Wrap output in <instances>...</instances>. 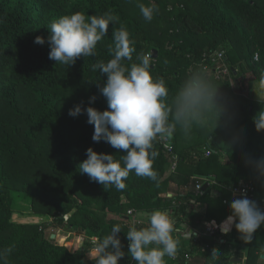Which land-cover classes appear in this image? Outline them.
<instances>
[{"label":"trees","instance_id":"trees-1","mask_svg":"<svg viewBox=\"0 0 264 264\" xmlns=\"http://www.w3.org/2000/svg\"><path fill=\"white\" fill-rule=\"evenodd\" d=\"M139 2L154 3L158 9L150 22L140 13L138 0H0V20H3L0 23V250L12 249L7 264H93L87 257L93 249V239L99 242L116 224L122 229L118 234L120 239H127L126 232L132 227L149 226L134 225L128 214L130 210L148 215L156 210L173 211L177 229L180 219L187 217L218 223L225 220L231 214V190L241 180L255 182L264 193L262 172L242 171L237 161L223 162L220 154L223 150L217 145L206 144L211 156L198 154L195 159L189 148L179 150L177 130L172 142L180 162L177 171L168 177L170 159L158 138L154 141L158 152L153 163L155 180L132 171L124 189L117 190L114 186L104 189L79 172L78 165L87 159L86 151L90 147L99 153L113 154L116 159L124 155L106 142L92 140L94 126L87 122L86 112L77 117L69 115V110L77 105L83 104L86 109L92 96L97 97L93 107L107 109L106 98L99 91L107 76L93 66L112 58L109 48L114 47V27L119 29L123 25L136 42V52L131 61H124L126 66L138 62V54H150L154 78L164 79L168 86L169 106L174 107L184 83L194 78L209 83L217 93L212 96L218 99L237 88L236 80L240 90L242 80L247 78L238 69L243 65L264 89L260 83L264 73V0ZM76 12L86 17L110 12L119 20L115 26L109 25L108 34L96 46L95 56H81L71 66L56 64L49 59V44H36L35 38L43 36L47 40V26L53 20ZM154 50L156 58L152 57ZM219 50L223 57L226 55L219 66L223 64L230 70L229 74L217 77L212 71L217 66L214 60L217 61ZM256 55L259 61H255ZM248 104L245 114L256 109L255 102ZM211 176L216 184L203 191V196L196 195V185L203 184V179L210 180ZM173 185L181 189L193 186V190L168 198L165 195ZM26 196L31 198L33 212L50 217V222L35 225L13 221L18 199ZM196 207L201 213H196ZM96 209L103 217L97 215ZM107 213L120 220H105ZM49 228L83 236L81 248L73 251L70 246L47 238L45 232ZM261 228L250 242L241 239L235 228L221 245L210 243L201 251L178 244L177 251L182 260L189 253L214 261L211 254L215 249L219 256L214 263L227 264L235 248L250 245V256L257 254L261 247L254 246L264 240V226ZM177 232L173 233L174 237L179 235ZM120 261L135 264L128 255ZM165 261L174 264L168 256ZM191 262L188 264H194Z\"/></svg>","mask_w":264,"mask_h":264},{"label":"clouds","instance_id":"clouds-1","mask_svg":"<svg viewBox=\"0 0 264 264\" xmlns=\"http://www.w3.org/2000/svg\"><path fill=\"white\" fill-rule=\"evenodd\" d=\"M137 7L149 22L158 11L154 4L145 5L139 0ZM118 20V16L110 12L90 17L81 12L65 15L47 26V40L37 36L34 43H48L49 59L56 64L71 66L81 56H95L98 42L108 34L109 25L115 26ZM112 38L114 47L109 48L112 58L93 66L107 76L99 88L100 94L106 98L107 109L101 111L93 107L97 97L92 96L86 109L83 104L77 105L69 110V115L77 117L86 112L87 122L94 126L92 140L106 142L124 153L120 159H116L113 154L99 153L90 147L86 151L87 159L78 165L79 172L101 184L104 189L114 186L122 190L132 171L137 176L156 179L153 163L158 152L154 149V141L158 137L164 139L173 136L177 128L185 136L189 135L191 114L210 100L211 85L199 78L188 80L178 92L174 107L169 106L168 86L164 79L154 78L150 70V54H138V62L126 66L124 61H131L136 52V42L123 25L119 29L114 27ZM260 83L264 85V73H261ZM253 123L258 132L264 131V110L256 113ZM259 167L264 168V164ZM229 207L231 215L221 224V229L227 232L234 225L241 239L250 242L257 230L264 226V209L246 195L233 199ZM121 231L119 224L114 225L111 233L89 251L93 264H120L126 254L135 264H166L165 256L173 257L177 252L179 239L173 235L177 229L166 211H154L148 227H132L126 232L129 242L127 253L118 236ZM11 251V248L0 250V264H7ZM211 256L215 260L219 252L213 249Z\"/></svg>","mask_w":264,"mask_h":264},{"label":"rangeland","instance_id":"rangeland-1","mask_svg":"<svg viewBox=\"0 0 264 264\" xmlns=\"http://www.w3.org/2000/svg\"><path fill=\"white\" fill-rule=\"evenodd\" d=\"M170 9L171 7L169 8V10ZM219 52L222 53L220 50ZM225 57H223V60H225ZM220 67L221 70L219 75H221L222 72H227V69H229V67L224 66L223 64ZM217 68H219V63H217ZM238 69L240 70V72L243 73L245 72L244 75L247 77L245 79L246 81L245 83H247V85L244 86V88L245 89L250 88L251 90V95L248 97L249 100L246 99L245 101L240 96L241 91L238 90L237 88L230 89V91H227L228 93L227 95L224 94L222 98L219 97L218 99V97L212 96L214 94H217L216 90L210 88V94H211L210 98L212 99L203 103V105L195 109L191 114V127L189 129L190 134L185 136L180 131V129L177 128L176 137H177L179 150H182L184 148H189L193 156L198 154L204 155L207 152L206 144L217 145L219 148H221L224 151L222 152V156H225L228 153L225 159L223 157V162H229V161H235V158L239 159L238 155H240L241 153L240 149L237 151V145L239 143L240 145H242L240 146L242 150L244 149V147H246L250 151L251 146L248 147L247 144L252 142V145L256 144L258 147L257 152L252 147L253 150L255 151V154H257L258 156L259 154H261V161L259 162V165L264 164V148L261 150L260 148L262 146L259 144L262 135L264 138V131L258 132L256 130V127L253 123V117L256 114L242 115V113L239 112L238 110V107L241 105L243 107V111L245 112L246 107L249 105L248 102H255L257 104L255 108L262 106L261 105L262 103L260 104V101L262 100L264 101V89L254 79L253 75L251 74L247 66L243 65L240 66ZM235 71L237 73V70ZM231 85H233V81H231ZM254 94L256 95L255 98H254ZM258 96L263 98L260 99L258 98ZM250 112H252V110H250ZM242 116H245V118L249 117V119H246L245 122L251 123L250 127L252 126L254 128L253 130H256V133L250 134V129L245 128V124L243 122ZM240 118H241V122H240ZM239 123H241L242 127H239V125H237ZM253 130H251L252 133ZM209 131H211L212 133L211 132L208 133ZM237 131L239 132L238 134ZM228 134L232 138H234L237 134V138L235 137L236 141L234 142V144L228 143V141L230 140ZM239 162L240 159L238 161V164H240ZM259 168L264 170V168L261 167ZM171 174L172 173L168 172L166 176L168 177ZM170 189L171 192H176L177 194L183 192V194H185L187 191L193 190V186L182 187V189L178 188L177 186L175 187L173 186L170 187ZM167 197L169 198V196ZM95 211L99 217H103L104 214H102L101 211H98L97 209ZM150 216L151 215L148 214H137L135 218H132V223L133 224H138L142 222L149 223ZM104 217L105 220H113V219L120 220V217L111 213H107V215H105ZM170 217H172V215H170ZM50 220L51 219L48 216H44L40 214L36 215L33 212L31 206V198L29 196L18 199L14 208L13 221L15 223L39 225L43 223H48L50 222ZM45 235L47 238L55 236L56 242H58L59 244H65L66 247L68 248L70 246V248H72L73 251H76L77 249L79 250L83 244L82 242L83 236L80 237L79 234L70 233L64 230L49 228L46 230ZM121 242L123 244V250L125 251V253H127L128 243H129L128 240L121 239ZM87 257L88 259H90L89 254H87ZM120 264H128V262L120 261ZM198 264H205V263L203 261H200Z\"/></svg>","mask_w":264,"mask_h":264},{"label":"crops","instance_id":"crops-1","mask_svg":"<svg viewBox=\"0 0 264 264\" xmlns=\"http://www.w3.org/2000/svg\"><path fill=\"white\" fill-rule=\"evenodd\" d=\"M245 82H246L245 80H244V82L242 80V83L240 85V88H241L240 89V91H241V95L240 96L246 101V99L249 100L248 97L251 95V90H250V88H246V89L244 88V86L247 85V83H245ZM255 97H256V95L254 94V98ZM258 98L261 99L263 97H259L258 96ZM260 104L262 106H260V108H256L254 110V112L251 113V115L256 114L260 110H264V101L263 100L260 101ZM238 110H239V112L242 113V115L245 114V112L243 111V107L241 105L239 106V109ZM250 110H252V109H250ZM246 115H248V114H246ZM242 117H243V122L245 124V128L250 129V134L256 133V130H253L254 128L252 126L250 127L251 123L245 122V120L246 119H249V117H247V118H245V116H242ZM240 122H241V118H240ZM237 125H239V127H242L241 126V123H239ZM251 130H253V133L251 132ZM238 133L239 132L237 131V134ZM237 134L235 136L236 138H237ZM228 136H229V139H230L228 141V143L234 144V142L236 141V138L235 137L232 138L229 134H228ZM259 144L262 146L260 148L262 150L264 148V138H263V135L261 137V141L259 142ZM240 146H242V145H240V143H239L237 145V151L239 149L241 150L240 155H238V157L240 159V162H239L240 164H238L239 167H240V169L242 171H244L245 169H248V171H251V172L260 171V172H262V175L264 176V170L263 169H260L258 167L259 166V162L261 161V154H259V156L257 154H255V151L257 152V148H258L257 145L256 144H253L252 145V142L248 143L247 146L248 147L251 146V150L250 151L246 147H244V149L242 150V148H240ZM252 147L254 148L255 151L253 150ZM220 152H221L220 154H222V151H220ZM227 155H228V153H227ZM227 155H225V156H222L221 155V159L223 160V157L225 159L227 157ZM239 159H236L235 158V161L238 162ZM203 181H204V184L209 183L210 186L216 184V181L214 179V176H211V179L210 180L209 179H203ZM244 181L245 180H241V181L238 182V184L241 183V182H244ZM250 182H252V181H250ZM250 182H247V183H250ZM254 184H255V182H254ZM261 184H262L261 186H264V180H263V182H261ZM236 187L232 188V190H231V193H232L231 196L234 195V193H233L234 191L233 190ZM176 191H177V189H176ZM258 191L259 190H258L257 186L255 185V191L252 194L248 195L247 197L249 199L255 200L259 205H262V204H264V193L263 192H260V191L258 192ZM176 195H177L176 192H170V193L166 194L165 196H169V198H172L173 196H176ZM213 195L214 196H217V193H213ZM226 202H228V201H225V204H228ZM192 203L195 205L196 204V200H193ZM193 207H195V206H193ZM195 210H196V213H201V211L198 210L197 207L195 208ZM167 213L169 214V216L170 215H173V211H171V212L168 211ZM171 218H172L173 221H175V219L173 217H171ZM225 220H223L222 222L218 223L216 221H209V220H206V219L201 220L199 218H197V220H196V218H188V217L187 218L180 219V222H179L178 227H177V231L179 232V233L177 232L179 234L177 236L178 239H179V244H181L183 247H186L188 245V246H190V249L192 247H196L197 249H200L201 251H203L201 249V247H200L202 245H208L209 246L210 243L220 244L221 245V244L225 243V241L229 238L230 234H232L234 232V230H235V226L232 225L230 231H227V232L223 231L220 226H221V224ZM205 223H208L209 226L215 225V226L218 227V230L216 232V236L215 237H210L209 235H205L204 234L207 231V228H208L205 225ZM144 224H149V223H144ZM261 230H263V229L261 228ZM193 233H199L200 235L201 234L203 235V237L201 236L202 239H200V241H199L200 246L198 244H195L194 243V239H193L194 234ZM187 237H188V239H187ZM204 241H205V243H203ZM249 246L250 245L245 246L244 248H235V249H233V251L231 252V256L232 257H231L230 261L227 264H264V240L262 239L259 242H257V244H255V246H254L255 248L256 247L257 248L258 247H261V248H259V250L257 251V254L255 256H253V255L250 256V249H249L250 247ZM194 257L195 256H192V258H194ZM193 260H191L192 261L191 263H194V264H198L200 261H203L205 264H208V262H210L211 264H215L214 262H218L216 260H214V261H210L208 259L207 260H204V259H201L199 257L196 258L194 261Z\"/></svg>","mask_w":264,"mask_h":264},{"label":"built area","instance_id":"built-area-1","mask_svg":"<svg viewBox=\"0 0 264 264\" xmlns=\"http://www.w3.org/2000/svg\"><path fill=\"white\" fill-rule=\"evenodd\" d=\"M215 59H217V61L216 60H214V61L216 63H219L220 60L223 59V54L217 53V57ZM255 61H259V56L258 55H256ZM220 70H221V67L219 66V68H217V66H216L215 69H213L212 72H213V74L215 76L218 77V76H220L219 75L220 74ZM228 72H229V69H227V72H222L221 75L227 74ZM158 140H159L160 147L163 148V151L169 156L170 164H171V168H170L171 171H170V173H174L175 171H177V168L179 166L180 156L178 154H176L175 151H174L173 142H172V136L171 137H168V138H164V139H160L158 137ZM210 156H211V152H207L205 154V157H207V158L210 157ZM194 158L195 159L198 158V155H195ZM203 186H204V183L203 184L196 185V188H195L196 195L203 196V191H202ZM233 191H234L233 192L234 195H232L231 202H232L233 199L240 198L243 195L248 196V195L252 194L255 191V184L253 182H250V183L241 182V183H239L237 185V187ZM226 203H228V202H226ZM259 206L262 209H264V204L259 205ZM136 214L137 213H136L135 210H130L129 211V216L132 217V218H135L136 217ZM134 225H136V224H134ZM205 225L208 228H207V231L204 234L205 235H209L210 237H215L216 236V232L218 230V227L215 226V225L209 226L208 223H205ZM201 236L203 237V235L202 234L200 235L199 233H194V236H193L194 243L195 244H198L199 246H200L199 241H200V239H202ZM187 239H188V237H187ZM97 242H98L97 239H93L91 241V243L93 244V248H94V246H95V244ZM200 247H201V249L203 251H205L206 248H208L209 246L208 245H202ZM184 248L189 250L190 249V246L187 245ZM170 258L174 261V264H188L192 260V255L189 254V253H185L184 259L182 260V259H180L179 251H177L176 254H175V256L170 257Z\"/></svg>","mask_w":264,"mask_h":264},{"label":"water","instance_id":"water-1","mask_svg":"<svg viewBox=\"0 0 264 264\" xmlns=\"http://www.w3.org/2000/svg\"><path fill=\"white\" fill-rule=\"evenodd\" d=\"M152 57L153 58H156L157 57V51H152ZM236 73V72H235ZM237 74V73H236ZM236 84H237V88H239V83H238V80H236ZM210 187L209 183H206L204 184L203 188H202V191H207L208 188ZM67 218V217H66ZM52 239H55V236H52Z\"/></svg>","mask_w":264,"mask_h":264}]
</instances>
